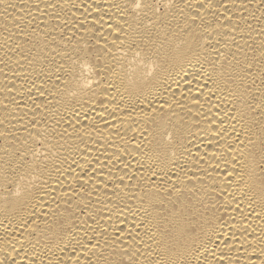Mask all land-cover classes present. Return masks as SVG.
Wrapping results in <instances>:
<instances>
[{
	"label": "bare ground",
	"instance_id": "bare-ground-1",
	"mask_svg": "<svg viewBox=\"0 0 264 264\" xmlns=\"http://www.w3.org/2000/svg\"><path fill=\"white\" fill-rule=\"evenodd\" d=\"M0 264H264V0H0Z\"/></svg>",
	"mask_w": 264,
	"mask_h": 264
}]
</instances>
